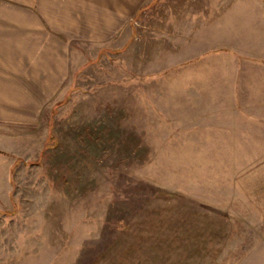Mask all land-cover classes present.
Instances as JSON below:
<instances>
[{
	"label": "rangeland",
	"instance_id": "374dc122",
	"mask_svg": "<svg viewBox=\"0 0 264 264\" xmlns=\"http://www.w3.org/2000/svg\"><path fill=\"white\" fill-rule=\"evenodd\" d=\"M81 13L0 121V264H264V0Z\"/></svg>",
	"mask_w": 264,
	"mask_h": 264
},
{
	"label": "crops",
	"instance_id": "0c3cea01",
	"mask_svg": "<svg viewBox=\"0 0 264 264\" xmlns=\"http://www.w3.org/2000/svg\"><path fill=\"white\" fill-rule=\"evenodd\" d=\"M88 6L89 0H0V121L18 120L25 106L34 110L41 80L56 81L55 66L68 63L57 61L56 50L67 48L74 25L88 27L81 13Z\"/></svg>",
	"mask_w": 264,
	"mask_h": 264
}]
</instances>
